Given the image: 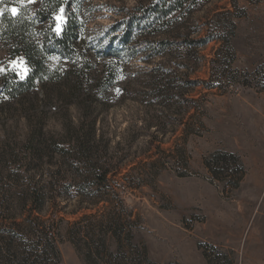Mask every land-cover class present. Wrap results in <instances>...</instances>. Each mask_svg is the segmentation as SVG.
Listing matches in <instances>:
<instances>
[{
	"label": "rangeland",
	"instance_id": "374dc122",
	"mask_svg": "<svg viewBox=\"0 0 264 264\" xmlns=\"http://www.w3.org/2000/svg\"><path fill=\"white\" fill-rule=\"evenodd\" d=\"M153 1L74 0L72 10L82 24L75 45L45 56V75L33 89L14 95L5 86L23 79L29 68L17 54L8 20L16 17L34 36L45 27L34 19L40 0H0V229L12 226L10 213H22L12 235L37 231L41 264L45 230L56 239L61 264H86L88 240L98 252L103 240L106 253L114 255L112 264H138L143 246L155 264H264V72L258 71L264 65V0H197L159 36L188 34L205 38L204 46L151 61L143 54L129 60L112 54L118 41H110L106 28ZM53 19L52 31L59 35L66 22L63 7ZM151 30H142V39H150ZM218 31L228 43L214 38ZM155 65L196 85L177 81L174 97L156 102L143 93ZM90 117L109 140L116 166L109 189L96 193L107 200L59 197L40 206V220L28 218L15 197L27 188L25 176L48 181L55 175L57 145ZM219 150L241 159L245 175L236 189L212 181L203 165ZM22 170L25 176L18 177ZM89 215L94 217L82 219ZM111 221L124 225L119 240L111 230L102 231ZM70 231H80L77 250ZM129 232L133 250L125 242ZM3 254L5 264L27 255L24 249ZM108 260L100 253L98 264Z\"/></svg>",
	"mask_w": 264,
	"mask_h": 264
},
{
	"label": "trees",
	"instance_id": "16d2710c",
	"mask_svg": "<svg viewBox=\"0 0 264 264\" xmlns=\"http://www.w3.org/2000/svg\"><path fill=\"white\" fill-rule=\"evenodd\" d=\"M73 1L40 0L38 8L34 12V19L43 22L45 28L36 36L27 33V27L19 22L16 17L9 18L7 30L12 35L13 42L17 47V54L24 56L29 70L23 79H12L5 86L6 90L13 92L12 94L15 95L19 92L33 89L37 81L46 73L45 56L69 51L70 48H73L80 35L82 26V24L78 23V19L73 13ZM197 2V0H155L150 7L141 13L131 14L126 19L110 25L106 28L108 34L111 35L110 41H118V47L112 50V54L124 60H129L143 54L144 61H151L160 57L168 58L173 52L179 50L187 51L192 46H204L207 43L205 38L190 39L188 34L183 35V38L176 37L180 39L179 41L178 39L173 40L167 37H159L160 35H164L165 31H163V28L167 24L177 20L179 13H183L192 5L197 4ZM60 7L64 8L66 22L61 34L56 35L52 31L53 16ZM147 28H153L151 30L152 37L150 39H142V30ZM214 36V38H218L221 42L226 43L228 41L226 39L227 36L219 33V31ZM175 64L180 68L188 67L187 63ZM258 71L264 72V65ZM235 72L237 73L238 71ZM151 73L148 85L144 86L143 90L145 91L143 93L149 95L156 102H160L165 98H173L174 94L172 92L176 90L174 86L177 81L191 86L196 85L188 77L182 78L181 74H178L170 67L165 68L162 65H155L151 69ZM188 92L189 90L181 93L179 96L183 98ZM73 131L74 135L71 138L57 145L56 153L61 160L58 170L55 172L56 174L48 176V181L43 177L37 181L27 180L25 176L26 170L20 171L21 173L17 175L19 177L23 174L26 179H24L27 183L26 190L15 194V197L20 202V205H23L21 212H27L28 218L34 217L40 220V215L42 214L40 206L47 201L56 202L59 197L68 199L79 197L90 202L107 200L103 195H96V193L98 191H104L105 193L109 189V175L116 170V166L108 153L109 140L104 139L103 134L98 132L96 120L92 117L79 120L73 127ZM29 162L30 160L27 158L26 164H29ZM203 165L210 174L212 181L225 186H231L235 189L239 187L245 175L240 157L232 152L223 150L213 152L203 160ZM42 181L47 182L45 185L38 186ZM34 211L38 212L39 215H34ZM10 214L11 216L13 215L11 218L12 226L8 229H0V264L6 263L3 259V253L8 252L10 255L16 256V251L18 252L21 249H24L27 255L21 258L18 264H41L38 261L39 255L37 254L39 251L42 252L37 242V231L24 232V235H12L13 232L19 231L15 227L22 225V223L15 221V218L21 216L22 213ZM89 217H94V215L85 216L82 219ZM80 221L74 224H78ZM109 224V226L103 225L102 231L107 232L111 230L114 233V237L119 240V233L124 228V225H120L117 222L113 223V221ZM79 232H69V240L76 250V236ZM48 233L50 231L45 230L43 250L46 257L45 263L61 264V254L56 244V239L53 236H49ZM131 240L132 237L129 232V236H127V239L125 238V242L133 250L134 245L131 243ZM22 244H26V247ZM87 244L88 251L84 257L86 264H98L100 253H104L109 258L104 264H112L111 261L114 255L106 253L103 240L100 241L104 249L103 252H98L96 248L93 249L91 241L88 240ZM132 254L134 256L136 253ZM136 256L139 259L138 264H155L149 258L144 246L141 251L137 252ZM204 257L208 258L206 253H204Z\"/></svg>",
	"mask_w": 264,
	"mask_h": 264
},
{
	"label": "snow or ice",
	"instance_id": "6c2138e0",
	"mask_svg": "<svg viewBox=\"0 0 264 264\" xmlns=\"http://www.w3.org/2000/svg\"><path fill=\"white\" fill-rule=\"evenodd\" d=\"M13 11H15V10H13Z\"/></svg>",
	"mask_w": 264,
	"mask_h": 264
}]
</instances>
